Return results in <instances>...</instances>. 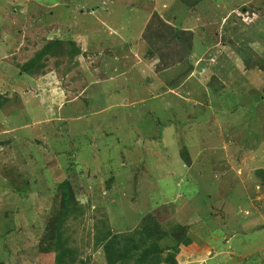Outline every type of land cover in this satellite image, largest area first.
<instances>
[{
	"label": "rangeland",
	"instance_id": "374dc122",
	"mask_svg": "<svg viewBox=\"0 0 264 264\" xmlns=\"http://www.w3.org/2000/svg\"><path fill=\"white\" fill-rule=\"evenodd\" d=\"M67 174L74 264L145 223L264 264V0H0V264H55Z\"/></svg>",
	"mask_w": 264,
	"mask_h": 264
},
{
	"label": "trees",
	"instance_id": "16d2710c",
	"mask_svg": "<svg viewBox=\"0 0 264 264\" xmlns=\"http://www.w3.org/2000/svg\"><path fill=\"white\" fill-rule=\"evenodd\" d=\"M50 52V49L41 50L32 60L28 61L21 68L23 73L35 70L40 61ZM75 53V52H74ZM75 54H72L74 57ZM69 174L56 185L55 191L60 195L61 211L57 220L52 225L54 242L58 254L55 264H74L73 252L66 250L62 246V235L60 228L64 224L67 215L73 211L77 212L76 202L71 192ZM173 239L170 245H162L168 238ZM109 238V239H106ZM101 244L104 260L106 264H177L176 258L181 252V246H188L190 240L187 238L185 230L177 229L172 234H167L160 229V226H149L147 223L128 235L106 236ZM165 254V256H163ZM83 264V262H81Z\"/></svg>",
	"mask_w": 264,
	"mask_h": 264
}]
</instances>
